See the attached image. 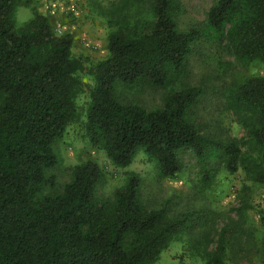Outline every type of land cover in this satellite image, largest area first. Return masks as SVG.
Here are the masks:
<instances>
[{
    "label": "trees",
    "instance_id": "obj_1",
    "mask_svg": "<svg viewBox=\"0 0 264 264\" xmlns=\"http://www.w3.org/2000/svg\"><path fill=\"white\" fill-rule=\"evenodd\" d=\"M20 1L0 0V264H162L194 228L191 212L171 217L165 206L148 208L139 175L112 198L101 196L105 173L92 160L73 166L59 186L55 144L74 123L117 168L144 152L169 179L190 153L203 188L223 166L264 186V75L242 77L221 93L220 106L245 129L242 142L204 130L203 87H178L203 39L224 36L239 62L264 69V0H214L205 27L188 30L179 28L182 0H92L109 32L107 56L89 67L73 53L74 36L59 34L36 8L18 27ZM119 87L166 92L160 107L147 109L122 102ZM227 245L223 230L206 264H225ZM260 254L264 264V235Z\"/></svg>",
    "mask_w": 264,
    "mask_h": 264
},
{
    "label": "rangeland",
    "instance_id": "obj_2",
    "mask_svg": "<svg viewBox=\"0 0 264 264\" xmlns=\"http://www.w3.org/2000/svg\"><path fill=\"white\" fill-rule=\"evenodd\" d=\"M92 0H21L16 23L20 27L32 17V9L48 16L55 27L72 30L73 53L82 57L89 67L107 56L108 28L105 21L91 10ZM109 6L116 0H97ZM185 12L179 16V28L205 27L208 12L214 0H182ZM78 14H69L70 8ZM92 45V46H89ZM264 75L257 63L243 64L231 52L228 40L203 39L195 47L188 68L179 83V88L200 86L208 93L200 103L199 121L205 131L223 140H244L245 129L237 122L233 113L224 110L220 102L221 93L231 83L242 77ZM165 88L119 87L118 98L122 102H136L147 109L160 107ZM86 95L80 98V103ZM60 164L52 170L59 186L71 178L72 167L92 160L104 170L105 178L99 193L112 198L129 175L142 179L141 199L148 208L165 206L171 217L185 212L195 215V225L190 231L172 243L162 255V264H206L204 256L215 250L225 230L228 235L225 264H261V239L264 235V186L252 184L239 169L230 173L223 167L208 188L200 184L203 174L197 159L190 153L183 156L184 167L175 177L163 179L157 165L140 152L131 166L125 169L111 164L104 151L93 147L82 134L81 127L71 124L64 137L55 144Z\"/></svg>",
    "mask_w": 264,
    "mask_h": 264
},
{
    "label": "built area",
    "instance_id": "obj_3",
    "mask_svg": "<svg viewBox=\"0 0 264 264\" xmlns=\"http://www.w3.org/2000/svg\"><path fill=\"white\" fill-rule=\"evenodd\" d=\"M51 1H53V0H51ZM55 1V0H54ZM69 14H78V11H77V8L76 7H74V6H72L71 8H70V11H69ZM59 34H62V33H69V34H74L73 33V31L72 30H67V31H64V30H62V28H60V27H57L56 29H55ZM74 36V35H73ZM89 46H92V45H89Z\"/></svg>",
    "mask_w": 264,
    "mask_h": 264
}]
</instances>
